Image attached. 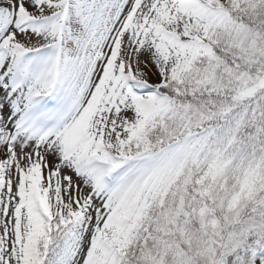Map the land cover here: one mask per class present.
I'll return each mask as SVG.
<instances>
[{
	"label": "snow or ice",
	"instance_id": "6c2138e0",
	"mask_svg": "<svg viewBox=\"0 0 264 264\" xmlns=\"http://www.w3.org/2000/svg\"><path fill=\"white\" fill-rule=\"evenodd\" d=\"M0 264H264V0H0Z\"/></svg>",
	"mask_w": 264,
	"mask_h": 264
}]
</instances>
